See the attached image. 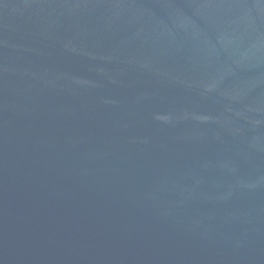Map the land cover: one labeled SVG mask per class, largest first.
I'll use <instances>...</instances> for the list:
<instances>
[{
    "label": "water",
    "instance_id": "obj_1",
    "mask_svg": "<svg viewBox=\"0 0 264 264\" xmlns=\"http://www.w3.org/2000/svg\"><path fill=\"white\" fill-rule=\"evenodd\" d=\"M0 264H264V0H0Z\"/></svg>",
    "mask_w": 264,
    "mask_h": 264
}]
</instances>
